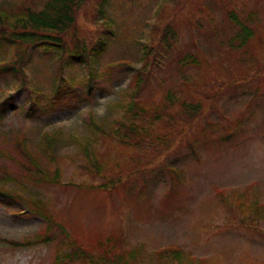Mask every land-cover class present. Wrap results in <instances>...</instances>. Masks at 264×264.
Instances as JSON below:
<instances>
[{"label":"rangeland","instance_id":"374dc122","mask_svg":"<svg viewBox=\"0 0 264 264\" xmlns=\"http://www.w3.org/2000/svg\"><path fill=\"white\" fill-rule=\"evenodd\" d=\"M46 1L0 0V9L12 13L30 5L40 11ZM101 2L85 0L74 13L77 35L66 33L61 49L0 41V62L7 63L0 68V98L12 93L16 106L0 113V149H10L13 135H25L31 156L52 180L28 177L18 164L21 154L12 153L15 160L0 154V167L16 180L5 185L36 198L46 215L26 211L19 197L0 202V237L48 238L23 247L0 241V264H54L58 253L73 249L58 229L49 227L51 217L95 253L108 234L122 241L125 252L142 244L129 264H179L168 255H155L169 244L194 255L183 264H264V219L254 225L245 208L224 204L214 191L219 187L241 198L247 193L264 205V0H106L100 13ZM229 12L253 29L245 43L231 42L239 27ZM102 17L113 20L112 33ZM166 23L178 36L169 49L158 43L156 51L144 55L143 43L158 42ZM99 37L107 48L93 61L84 56L73 60V43L95 44ZM124 58L142 69L105 66ZM62 76L72 80L71 86ZM57 85L66 102L47 107L45 114L36 112L49 103ZM168 89L175 100L163 108ZM32 90L50 97L38 100ZM132 99L149 115L128 112ZM182 101L202 108L188 112ZM156 105L162 117L150 115ZM88 109L103 121L104 132L90 127ZM115 120L137 125L142 143L114 136L110 127ZM54 129L58 138L50 159L37 144L44 131ZM83 142L99 166L85 156ZM168 166L181 169L180 181ZM118 175L112 187H97ZM59 264L88 263L62 259Z\"/></svg>","mask_w":264,"mask_h":264},{"label":"trees","instance_id":"16d2710c","mask_svg":"<svg viewBox=\"0 0 264 264\" xmlns=\"http://www.w3.org/2000/svg\"><path fill=\"white\" fill-rule=\"evenodd\" d=\"M53 3L50 0L46 1L47 8L43 10H37L30 5L28 7H22V9H18L13 11L12 13L8 12L7 10L0 9V33L6 35L4 38L0 34V41H4V45L9 44H18L23 45L27 44L29 48L31 46H37L42 47L45 49V47H49L53 50L61 49L63 46L64 36L66 33H70L71 36L77 35V28L73 26L75 24V15L81 5L85 2V0H52ZM101 5L99 4L98 10L99 12H103V8L105 6L106 0H101ZM52 9V10H51ZM75 13V15H74ZM230 17L232 20H234L239 30L231 37V42L239 40L240 43H245L249 36L253 35L254 31L253 29L241 23L240 19L237 17V15L233 12H229ZM101 22H105L110 28L112 25L111 19L109 17H102ZM111 29H109L110 31ZM178 36L177 31L172 25H169L166 23L164 28L161 30L160 35L158 37V42L153 43L146 41L143 43V53H146L144 55H148L152 52L153 48L154 51H156V47L158 46V43L161 44L163 47L165 46L167 49H169L170 46V40L174 39ZM79 39V38H78ZM79 43H73L72 49L69 50V52L72 54L73 60L78 61L80 56H86V55H96L99 54L100 51L105 50L107 47V42L104 41L102 37H99L96 39L95 44L91 43L90 41H86L84 39H80L78 41ZM26 46V45H25ZM45 46V47H44ZM92 46V47H90ZM154 56V55H153ZM7 63L0 62V68H4L7 66ZM132 69H135L134 67H131ZM142 69V68H141ZM138 69V70H141ZM15 70V67L14 69ZM138 78L137 87L140 86V81ZM62 80L71 86V83L64 79L62 77ZM22 86L16 87V91L20 90ZM59 85L56 86L55 92L52 93V97L49 100V103L47 105H43L41 107L40 111H36L41 114H45L46 108H58L62 104L66 102L65 97L58 92ZM36 93V99L39 100V98L49 99L43 93L42 91H36L32 90ZM134 98V97H133ZM175 100L174 98V92L172 90H168L165 94V103L163 104V108H167L172 102ZM184 110L189 111L191 113L197 112V107L193 105L190 102H183L182 103ZM197 105V104H196ZM15 103L13 101V94L9 93L7 96L0 98V113L5 112L9 108H15ZM32 107H29L31 109ZM156 108H159L157 106ZM128 112L133 113L134 115H145L147 114V110L140 104L136 103L134 99L132 102L128 104V107L126 108ZM149 115V113L147 114ZM151 116L155 117H162L161 114H158L157 109L153 110L150 113ZM170 118V117H169ZM171 121V119H170ZM111 122V121H110ZM88 123L90 127H92L97 132H104L105 126H103V123H100L96 121L91 114H89L88 117ZM111 124L109 121H107V128ZM113 126L110 127V131L114 136H117L121 140H124L123 142H131L135 144H141L142 140H144L143 133L138 130V127L136 125L133 126L132 123H126L121 120H115L112 124ZM122 129L124 130L123 132ZM58 132V129L45 131L41 138L38 141L37 144V150L39 149L41 154L44 155L46 158L53 159L51 155V150L54 148L55 142L57 140L56 133ZM110 133V132H107ZM110 133V134H111ZM127 138L132 139L135 138L136 141L133 142L131 140H127ZM28 137L25 135H15L10 139L11 147L10 149L2 148L0 149V154L3 156H7L8 158L15 160L16 158L14 155L21 154L22 156L21 161L18 163L21 168H25V172L27 173L28 177L30 178H38L42 177L46 181H52L50 180L51 177L41 164L39 163V160L35 159L30 154V150L28 149ZM83 144V153L85 156L89 159V161L93 162L95 166H99L98 159L96 158V155L92 150H90V147L85 144V142L81 143ZM21 151V153H20ZM14 153V155L12 154ZM25 159L29 162L27 164L25 162ZM99 170V169H98ZM100 174L104 177L106 172L104 170H99ZM105 172V173H104ZM178 175H180V171H176ZM107 177V176H105ZM120 178V175L118 176H111L106 182L100 183L97 185V187L102 189H108L112 187ZM6 180H11L14 183L16 182L15 178L10 175L8 171H4L2 167H0V196L1 200L0 202L8 204L9 202H12L13 198L19 197L22 198L24 201L26 208L28 211L32 213H37L40 216L45 217L46 215H43L40 211V203L36 200V198L32 199L31 197H28L19 190L15 186H6L5 182ZM18 184V182H17ZM77 187H80L81 184L77 183L74 184ZM21 189H25L24 185H21ZM220 201L224 204H235L236 206H241L245 208L246 217H251L249 220L254 221V225L257 224L256 220L258 218L264 219V205L260 203L257 199H250L248 198L247 193H245V196L243 198L240 197V194L236 196H226L221 195ZM47 218V217H46ZM254 219V220H252ZM47 222L49 227H54L58 229L65 237L68 245L73 249L66 251L61 254H57L55 256L54 264H59L62 259H81L84 260L88 264H129L132 260H135L138 255L140 254L143 246L142 244L136 245L129 251L125 252L121 247V240L116 241L112 235H108L106 238V243H102L101 246L102 249L98 253H94L91 249H87L86 247H81L77 244V240L72 237L64 228L62 225H58L56 220L51 217L47 218ZM252 222H246L242 220L241 224H245L250 226ZM47 237L40 236L35 239H31L28 237L23 238V241H13L11 239H0L3 242L13 243L18 246H30V245H36L41 244L44 242H47ZM112 242H114L112 244ZM109 243V244H108ZM168 255L173 260H176L179 264H183L185 259L189 260L188 255L184 253V251L181 248L172 246V247H166L165 249L161 250L156 254L157 257H160V259H164L165 256ZM161 262V260H159Z\"/></svg>","mask_w":264,"mask_h":264}]
</instances>
